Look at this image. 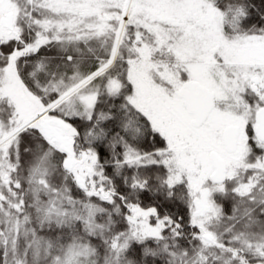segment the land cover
I'll list each match as a JSON object with an SVG mask.
<instances>
[{"label":"snow or ice","instance_id":"6c2138e0","mask_svg":"<svg viewBox=\"0 0 264 264\" xmlns=\"http://www.w3.org/2000/svg\"><path fill=\"white\" fill-rule=\"evenodd\" d=\"M0 264H264V0H0Z\"/></svg>","mask_w":264,"mask_h":264}]
</instances>
